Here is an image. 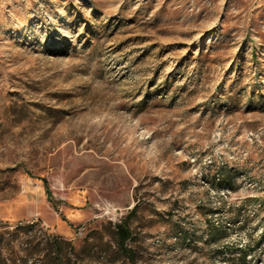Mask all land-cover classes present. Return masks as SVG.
I'll list each match as a JSON object with an SVG mask.
<instances>
[{
  "label": "rangeland",
  "instance_id": "1",
  "mask_svg": "<svg viewBox=\"0 0 264 264\" xmlns=\"http://www.w3.org/2000/svg\"><path fill=\"white\" fill-rule=\"evenodd\" d=\"M135 204L134 264H264V0H0V264Z\"/></svg>",
  "mask_w": 264,
  "mask_h": 264
},
{
  "label": "trees",
  "instance_id": "2",
  "mask_svg": "<svg viewBox=\"0 0 264 264\" xmlns=\"http://www.w3.org/2000/svg\"><path fill=\"white\" fill-rule=\"evenodd\" d=\"M138 208V204H135L132 207V210L129 212L128 215L123 217L119 222L114 224V239L117 246V250H119L120 253H122L130 262L133 264L136 262V250L135 248L130 244V241L134 239V233L133 230L129 224L128 219L130 218L131 214H133ZM49 247L56 248L60 241H50ZM63 243L69 247V249H73V246L71 242L69 241H63Z\"/></svg>",
  "mask_w": 264,
  "mask_h": 264
}]
</instances>
